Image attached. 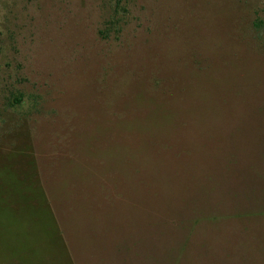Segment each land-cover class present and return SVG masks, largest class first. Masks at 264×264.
<instances>
[{"label":"rangeland","instance_id":"obj_1","mask_svg":"<svg viewBox=\"0 0 264 264\" xmlns=\"http://www.w3.org/2000/svg\"><path fill=\"white\" fill-rule=\"evenodd\" d=\"M0 264H264V0H0Z\"/></svg>","mask_w":264,"mask_h":264},{"label":"trees","instance_id":"obj_2","mask_svg":"<svg viewBox=\"0 0 264 264\" xmlns=\"http://www.w3.org/2000/svg\"><path fill=\"white\" fill-rule=\"evenodd\" d=\"M22 189H24L25 191V196L23 197V201L26 202L29 199L33 202H35L36 204H39L42 208L46 211V214L50 216V208L48 206V203L46 201V199L44 198V194L42 192V187L40 185V183L38 182L37 186L33 187V186H25ZM34 218L38 219L39 221H42V217H41V213L38 212L37 216H35Z\"/></svg>","mask_w":264,"mask_h":264}]
</instances>
